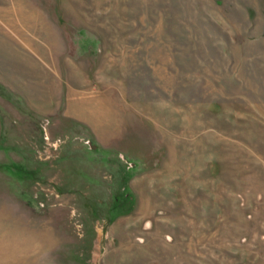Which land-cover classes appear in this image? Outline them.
<instances>
[{"label": "rangeland", "instance_id": "1", "mask_svg": "<svg viewBox=\"0 0 264 264\" xmlns=\"http://www.w3.org/2000/svg\"><path fill=\"white\" fill-rule=\"evenodd\" d=\"M1 238L0 264H264V0H0Z\"/></svg>", "mask_w": 264, "mask_h": 264}, {"label": "bare ground", "instance_id": "2", "mask_svg": "<svg viewBox=\"0 0 264 264\" xmlns=\"http://www.w3.org/2000/svg\"><path fill=\"white\" fill-rule=\"evenodd\" d=\"M6 238H7V236H6ZM6 238H1L0 239V243L2 244L3 242H5L6 241ZM15 239V238H14ZM24 241H25V239H24ZM9 242V241H8ZM18 242V241H17ZM10 243H11V241H10ZM28 248V250H34L35 249V251H36V246L34 247V246H28L27 247Z\"/></svg>", "mask_w": 264, "mask_h": 264}]
</instances>
